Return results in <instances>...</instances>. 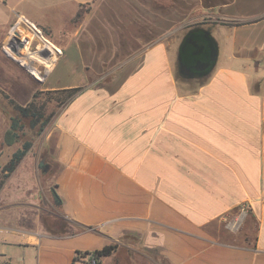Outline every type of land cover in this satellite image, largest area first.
I'll list each match as a JSON object with an SVG mask.
<instances>
[{"label": "crops", "instance_id": "1", "mask_svg": "<svg viewBox=\"0 0 264 264\" xmlns=\"http://www.w3.org/2000/svg\"><path fill=\"white\" fill-rule=\"evenodd\" d=\"M14 15L11 47L54 56L13 60L80 90L0 186L1 259L85 264L113 245L99 264H264V0H0V22ZM208 15L216 64L180 88L187 21Z\"/></svg>", "mask_w": 264, "mask_h": 264}, {"label": "rangeland", "instance_id": "2", "mask_svg": "<svg viewBox=\"0 0 264 264\" xmlns=\"http://www.w3.org/2000/svg\"><path fill=\"white\" fill-rule=\"evenodd\" d=\"M20 16L14 15L12 20L9 23H1L0 22V60L3 62H9L8 64V73L5 78H0V136L3 135L4 131L7 129L8 124L10 122V115L13 114L14 104H24L28 103L30 100L34 98L35 105L42 108L43 112L46 116H50L47 125L44 128V131L40 136L36 138L34 143L31 146L30 152H38V161L43 155L44 149L42 147L43 138L51 125L52 121L56 118V116L61 112L66 102H62L63 98H65L67 93L56 91H47L42 89L44 86V70L43 65L39 62L32 60L31 64H33L36 69L42 72L41 77H37L36 73H33L29 66L26 64H19L15 62L12 58L6 55L5 53V46L11 42L15 37V34L20 35V30L16 32H11V29L16 25ZM77 18V16H75ZM217 20V17L214 15L208 16H195L190 18L187 21V27L203 24L204 27L208 26L209 24L213 23ZM25 29L30 30L27 23L22 24ZM63 25H61L62 27ZM40 33L45 36V38L50 41L51 43H55L59 40V37H63L64 30L63 29H53L50 27H40L37 25ZM11 32V33H10ZM40 35V34H39ZM20 37H25L23 34ZM41 37V36H40ZM23 39V38H22ZM28 43V49H23L20 54V45L12 46L11 50L13 53L17 55H25L28 51L36 53L39 57L50 58L54 56L51 51L44 50L36 45L29 43V39L26 38V43ZM16 44V43H15ZM24 44V45H25ZM63 50L62 48H59ZM70 52V50H69ZM66 55V54H65ZM2 64V61L1 63ZM10 66V67H9ZM3 70H6V67H3ZM7 71V70H6ZM24 74V77H21ZM187 87L186 85H184ZM18 144L13 145H0V180H1V168L7 163L2 164V161L5 157L11 154L15 149L18 148ZM1 182V181H0ZM3 183H0V186Z\"/></svg>", "mask_w": 264, "mask_h": 264}, {"label": "trees", "instance_id": "3", "mask_svg": "<svg viewBox=\"0 0 264 264\" xmlns=\"http://www.w3.org/2000/svg\"><path fill=\"white\" fill-rule=\"evenodd\" d=\"M194 26H203V24L189 26L187 29ZM205 28L209 30L210 27L206 26ZM10 44L11 43H8L5 46V53L17 61V56L12 52ZM175 78L180 88V84L182 83L187 86L186 88H189L188 90L194 91L208 80L209 73L200 77L183 78L179 75L178 70L176 69ZM79 90V87L61 89V92L67 93L62 102H66L74 93ZM34 98L25 105L14 104V112L10 115V122L4 132L3 145L18 144L19 146L12 152L7 163L1 168L2 174L0 183H3L8 175L15 169L16 165L20 162L23 156L30 150L36 138L42 134L49 121L50 116H46L42 108L35 105ZM55 203L59 204L60 199H55ZM112 250L113 245H105L102 248L95 250L94 254H96L98 258L101 259V257L109 255Z\"/></svg>", "mask_w": 264, "mask_h": 264}, {"label": "water", "instance_id": "4", "mask_svg": "<svg viewBox=\"0 0 264 264\" xmlns=\"http://www.w3.org/2000/svg\"><path fill=\"white\" fill-rule=\"evenodd\" d=\"M218 46L210 30L203 26L188 29L179 44L177 70L183 78L208 74L216 64Z\"/></svg>", "mask_w": 264, "mask_h": 264}, {"label": "built area", "instance_id": "5", "mask_svg": "<svg viewBox=\"0 0 264 264\" xmlns=\"http://www.w3.org/2000/svg\"><path fill=\"white\" fill-rule=\"evenodd\" d=\"M247 210H248L247 206L245 204H242L238 208L236 215L230 218V220L226 222L228 228L232 230H236L239 227L242 219L245 217ZM77 255L81 256L84 259L85 264H99L100 259L96 254H94V251L81 252L78 253ZM0 264H19V263L13 260L0 258Z\"/></svg>", "mask_w": 264, "mask_h": 264}, {"label": "flooded vegetation", "instance_id": "6", "mask_svg": "<svg viewBox=\"0 0 264 264\" xmlns=\"http://www.w3.org/2000/svg\"><path fill=\"white\" fill-rule=\"evenodd\" d=\"M204 27V26H203Z\"/></svg>", "mask_w": 264, "mask_h": 264}]
</instances>
